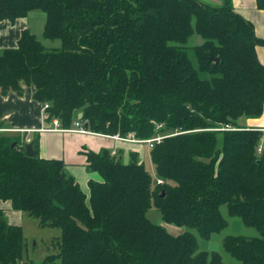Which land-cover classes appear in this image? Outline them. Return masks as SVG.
<instances>
[{"label": "trees", "instance_id": "16d2710c", "mask_svg": "<svg viewBox=\"0 0 264 264\" xmlns=\"http://www.w3.org/2000/svg\"><path fill=\"white\" fill-rule=\"evenodd\" d=\"M33 11L46 14L43 36L61 47L25 30L0 52V93L32 86L49 104L47 121L64 129L78 121L112 137H165L151 149L158 180L135 159L88 152L103 179L88 197L63 161L40 157L38 136L28 157L23 137L0 131V200L62 231L59 253L34 264H232L200 250L228 228L224 206L258 233L225 237L224 252L264 264L263 132L240 124L264 113L254 24L232 0H0L1 19ZM194 35L203 42L191 45ZM152 208L188 230L170 234L148 218ZM25 251L23 227L0 210V264H28Z\"/></svg>", "mask_w": 264, "mask_h": 264}, {"label": "crops", "instance_id": "0c3cea01", "mask_svg": "<svg viewBox=\"0 0 264 264\" xmlns=\"http://www.w3.org/2000/svg\"><path fill=\"white\" fill-rule=\"evenodd\" d=\"M205 1L216 5L221 4V0ZM232 1L235 10L254 24L256 35L264 40V10L258 9L257 1ZM43 17L37 12H31L27 17L16 21L0 18V52L18 47L22 33L25 30L34 33L32 21L44 22ZM257 53L264 65V45L257 47ZM23 88L22 95L16 92H10L7 95L0 93V131L21 136L26 143L38 136L40 157L47 160L63 161L68 173L75 177L88 197L90 196L89 183L91 181L103 182L99 173L88 169L86 155L88 152L98 153L106 149L124 164H129L135 159L139 164L144 165V159L148 156L146 149L148 144L123 141L112 136L92 132L83 134L66 130H52L54 128L53 123L47 121L48 115L43 104L33 97L34 88L25 85ZM240 124L242 127L263 132L260 147L264 153V113L260 117L243 118L240 120ZM150 149L152 148L150 147ZM149 155L151 159V150ZM0 210L4 212L7 223L12 226H24L26 217L29 216L27 213L14 210L9 201L0 200Z\"/></svg>", "mask_w": 264, "mask_h": 264}, {"label": "rangeland", "instance_id": "374dc122", "mask_svg": "<svg viewBox=\"0 0 264 264\" xmlns=\"http://www.w3.org/2000/svg\"><path fill=\"white\" fill-rule=\"evenodd\" d=\"M37 12L43 17V21H32V29L36 34L38 40L47 49H58L61 47V41L59 40H48L43 36V30L47 21V16L41 11ZM44 27V28H43ZM203 42L200 36L194 35L190 43L191 45H199ZM49 104H43L45 106ZM49 108V107H48ZM47 110V109H46ZM47 113V112H46ZM48 115V114H47ZM48 117V116H47ZM121 137V136H120ZM147 158L144 159V165L146 169L152 174L155 180L157 174L155 167L149 158L150 147L146 145ZM222 213L228 220L229 226L220 234L213 235L211 240H200V250L209 252H218L223 256L226 263L241 264L234 260L229 254L223 250V240L225 237L230 235H239L244 237H255L258 233L255 229L246 227L239 218H230L228 216V209L226 206L222 207ZM148 218L155 224H159L166 228V230L172 235H179L184 233L187 228H181L172 224H167L163 221L162 216L158 210L152 208L148 214ZM23 227L25 238H26V252L24 254V262L28 264L41 263L50 255H57L59 253V242L62 237V231L58 228L51 226H43L40 220L27 216ZM196 234V233H195ZM197 235V234H196ZM198 237V235H197ZM32 262V263H31Z\"/></svg>", "mask_w": 264, "mask_h": 264}, {"label": "built area", "instance_id": "2783aa9c", "mask_svg": "<svg viewBox=\"0 0 264 264\" xmlns=\"http://www.w3.org/2000/svg\"><path fill=\"white\" fill-rule=\"evenodd\" d=\"M48 105L45 106L44 110L48 109ZM53 126L54 128L52 130L54 131H73V132H78V133H91L84 125V123L82 122H75L73 124V127L70 129H64L61 126V123L58 119H53L52 120ZM161 127V126H160ZM115 138L121 139L123 141H128V142H137V143H144V144H148L151 148H153L155 146V144L160 143L165 137L163 135H157L156 137L152 138V139H148V140H140L137 139L134 133L129 134L127 137H120V136H114ZM258 152L261 154L263 152L262 148L259 147L258 148ZM162 181L159 180L158 184H161Z\"/></svg>", "mask_w": 264, "mask_h": 264}, {"label": "water", "instance_id": "95a60500", "mask_svg": "<svg viewBox=\"0 0 264 264\" xmlns=\"http://www.w3.org/2000/svg\"><path fill=\"white\" fill-rule=\"evenodd\" d=\"M216 61L218 62L219 60L216 59ZM83 116V113L79 114V119H81ZM25 150H26V155L28 157H34L36 155V151L34 149V142L30 141L29 143L26 144L25 146Z\"/></svg>", "mask_w": 264, "mask_h": 264}, {"label": "bare ground", "instance_id": "6f19581e", "mask_svg": "<svg viewBox=\"0 0 264 264\" xmlns=\"http://www.w3.org/2000/svg\"><path fill=\"white\" fill-rule=\"evenodd\" d=\"M27 144V143H26Z\"/></svg>", "mask_w": 264, "mask_h": 264}]
</instances>
